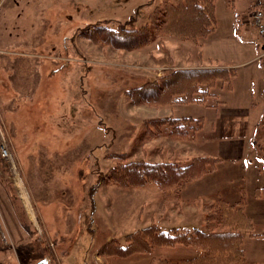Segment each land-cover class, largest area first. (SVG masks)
Returning <instances> with one entry per match:
<instances>
[{
  "label": "rangeland",
  "instance_id": "1",
  "mask_svg": "<svg viewBox=\"0 0 264 264\" xmlns=\"http://www.w3.org/2000/svg\"><path fill=\"white\" fill-rule=\"evenodd\" d=\"M173 1L0 0V145L4 143L10 153L8 159L0 155V187L7 190L11 184L17 193L24 192L22 177L28 191L31 176L36 192L48 189L45 201L53 200L54 212L47 214V228L63 264H98L95 254L103 264H219L206 263L184 237L183 243L158 245L136 235L144 228L219 230V214L212 212L220 209L215 198L221 195L233 202L239 190L248 191L264 177L262 137L257 139L264 121L255 130L258 111L264 108V63L256 59L238 63L253 47H260L249 43L247 25L253 28L252 8L246 10L249 0H216L218 26L196 42L158 32L162 17L158 9ZM95 23L153 29L147 40L143 36L124 48L108 34L83 35ZM254 33L263 40L264 35ZM200 42L203 63L209 62L210 54L213 63H238L231 89L218 80L203 102H179L184 95H176L171 106L131 101L127 92L131 87L166 69L198 64ZM246 90L255 97L249 101L241 97ZM203 94L198 91L194 97L201 99ZM217 98L227 107L250 108L253 102L256 107L241 118L220 105L210 108ZM169 114L200 117L201 127L190 130L187 138L170 135L172 123L159 119L172 117ZM237 141L244 145L241 152ZM211 146H220L222 161L210 176L199 178L203 184L197 179L185 190L186 185L179 191L153 183L120 185L111 178L124 176L122 163L182 165L207 155ZM249 162L259 163L255 176ZM43 202L38 200L40 207ZM131 236L140 241L122 254L118 247L117 254L101 249L113 240L124 247Z\"/></svg>",
  "mask_w": 264,
  "mask_h": 264
},
{
  "label": "trees",
  "instance_id": "2",
  "mask_svg": "<svg viewBox=\"0 0 264 264\" xmlns=\"http://www.w3.org/2000/svg\"><path fill=\"white\" fill-rule=\"evenodd\" d=\"M158 10L162 17L159 20L157 30L162 35L167 34L181 40L192 41L197 37L206 36L213 30L215 25L214 0H174L173 2H165L163 10L161 8ZM129 28L127 26L107 27L104 23H95L88 26L86 31H83V35L91 36L92 33L97 35L108 34L109 39L116 46L131 48L134 42H138L139 38L144 36V39L147 40L153 29L147 25H143L140 29ZM231 75L232 72H228L224 68H170L164 70L163 74L158 75L151 81L148 80L136 87H131L127 92L132 102L148 101L156 104H170L176 95H184L178 101L189 102L198 100L194 97V94L198 92L197 84L202 83L206 86H212L216 79L228 82ZM200 92L205 93L204 91ZM159 119L164 124L172 123L173 127H170L171 132L169 134L178 137L187 138L190 130L196 131L201 127L199 117L172 116ZM185 126L186 128H184ZM149 130L152 131V128L149 127ZM218 160L216 157L197 155L189 163L182 165L180 162L171 161L127 162L122 163L121 167L129 174L121 171L120 173L124 174L123 177L111 178L118 184L143 186L153 183L159 187L164 185L167 188L176 186V191H179L187 183L201 178L212 170ZM115 173L116 171L113 172V175ZM260 192L261 190L256 194H260ZM219 201L220 209L213 207L215 210L212 211L219 214V223L222 226L219 230L210 229L205 232L204 229L198 227H192L188 230L177 227L176 229L170 228L167 230L156 229L157 232H152L148 228H144L140 230V234L136 235V238L151 242L150 244L161 245L169 244V242L171 244L183 243L182 237H184L187 245L196 248L200 253V257L206 259V263H212L213 260L219 264L238 261L242 257L240 247L241 231L251 232L252 222L243 214L242 198L234 203L225 200ZM139 239H134V236H131L130 243L124 247L117 246L114 240L108 241L103 244V247L101 246V249H108L109 252L111 251L108 254H111L116 253L118 247L122 254L127 249L132 248L133 244H137L140 241ZM103 252L107 253L106 251ZM195 261L192 260V262Z\"/></svg>",
  "mask_w": 264,
  "mask_h": 264
},
{
  "label": "crops",
  "instance_id": "3",
  "mask_svg": "<svg viewBox=\"0 0 264 264\" xmlns=\"http://www.w3.org/2000/svg\"><path fill=\"white\" fill-rule=\"evenodd\" d=\"M215 1L216 0H214L215 25L213 30L210 33H208L206 36L192 39V42H196L198 39L205 38L216 30L218 26V20H217L218 13H217ZM263 2L264 0H249L246 10L248 9L249 11L251 8L253 9L255 6L262 5ZM247 28L251 29L248 34L249 43H251L252 45L254 43L257 46L264 47V36L262 40L255 36L253 28L249 27L248 25ZM199 44H200L199 45L200 52L199 55L196 57H198L200 62H198V64L192 65V67H179V68H224L228 72H232V75L228 82L222 80V84H226L228 89H231L233 87V84L231 82H232V78L235 77L237 74L238 63L245 64L253 61L254 59L258 60L261 63H264V55H263L264 50L262 52L260 50V47L257 48L253 47L250 53L247 56H245L243 60H241V62L238 63H234L231 61L224 62L221 64L216 62L213 63L212 62L213 54H210L207 57L209 62L203 63L201 60H202V55H204L202 54V51L204 49L201 50V47L203 46H201V42ZM218 80L220 79H216L212 86H206L205 84L202 83L197 84V88L199 85L205 87V89L202 90H199L198 88V91L205 92L203 98H201L202 100L200 99L202 102L204 100V96L209 94L210 88L214 87ZM12 85H14L13 82ZM17 93L20 94L19 91H17ZM261 95L264 96V90L261 91ZM241 97L246 98L247 101H249V99H253L255 96L253 95L252 91L246 90L244 93H242ZM173 99L174 100L172 103H170V106L174 102H176L175 97ZM200 100L198 99V101ZM217 105L223 106L222 108L224 112L236 113V114L238 113L239 115H241L242 118L243 116L242 114H246L248 109H253L255 103L253 102L250 108L227 107L225 100H221L217 98L216 104H210L211 106L210 108L214 109L217 107ZM169 115H172L173 117H180V116H174V114H169ZM189 116L192 117V115ZM182 117H187V116L182 115ZM257 117H259L258 120L259 119L260 120L259 122L256 123L257 124L255 127L256 131L258 129V126L264 121V108L258 111ZM200 119L202 122V118ZM259 136L262 137V144L260 145V150H263L264 130L261 131L260 134H257V139H259ZM221 143H223V141H221ZM254 144L256 145V143ZM243 148H244L243 143L237 141V150L241 152L243 151ZM220 149H221L220 146L219 147L211 146L210 150H207L211 152H207V155H202V156H211L219 159L218 162L215 164L216 167L222 161ZM228 157L234 163L238 161V160L235 161L232 160L233 158H237V156L228 155ZM249 164H251L252 168L255 170V174L253 175L255 176L256 171L258 170L257 167H259V163L249 162ZM215 167L212 170H210L207 174H205V176L206 175L210 176V174L215 170ZM261 174L262 173H260L259 175ZM30 178L31 176H29V180H28V187H30V189L27 187L28 191L26 190V187H24L22 177H21L22 181L19 184L20 187L24 190V192H21L22 191L21 190L20 193L19 191L17 193L14 185L12 186L11 184L9 185V187L7 185V190L4 189V186L0 187V264H63L59 254L56 251L55 243L51 238L50 231L47 228V222L49 221V219H47L48 218L47 214H51L54 212V209L52 208L53 200H50L49 202L45 201L47 199L46 193L48 192L46 191H48V189L46 190V188H44L40 192H36L30 185V181H31ZM200 179H198L199 180L198 184H203ZM196 181H193L192 184H194ZM25 183L27 184V182ZM187 185L184 187L183 190L186 189ZM260 190H261L260 194H256ZM49 191L50 193L48 195L51 194V188ZM243 193H241V190H239V193H237L235 198H233L234 199L233 202H229L228 198H226L227 200L225 198H222L221 195L217 196L215 199L225 200L229 203H234L242 198L243 214L252 222L251 232L246 230L241 231L242 239L240 241V247L242 250L241 251L242 257L240 260L236 261L235 263L264 264V177L260 182H257L256 184L253 183L251 188ZM207 194L209 193H206L205 197L210 198V196H208ZM38 200L41 201L44 200L43 204L45 205L43 207H40L39 206L40 204H38ZM43 239H46V242L47 240L51 242L50 243L41 242V241L38 242L39 240L43 241ZM44 243H46L47 245L43 246ZM38 254L39 256L35 258V256ZM53 254H55L56 257L53 256ZM95 256L96 258H98V260H96L98 264H103L101 263V259H100L101 256H97L96 254ZM40 257L46 258V260L40 262L39 261Z\"/></svg>",
  "mask_w": 264,
  "mask_h": 264
},
{
  "label": "built area",
  "instance_id": "4",
  "mask_svg": "<svg viewBox=\"0 0 264 264\" xmlns=\"http://www.w3.org/2000/svg\"><path fill=\"white\" fill-rule=\"evenodd\" d=\"M250 23L258 35H264V6L258 5L252 10ZM0 155L5 159L10 158L8 148L2 142L0 145Z\"/></svg>",
  "mask_w": 264,
  "mask_h": 264
},
{
  "label": "water",
  "instance_id": "5",
  "mask_svg": "<svg viewBox=\"0 0 264 264\" xmlns=\"http://www.w3.org/2000/svg\"><path fill=\"white\" fill-rule=\"evenodd\" d=\"M45 261V260H44Z\"/></svg>",
  "mask_w": 264,
  "mask_h": 264
}]
</instances>
